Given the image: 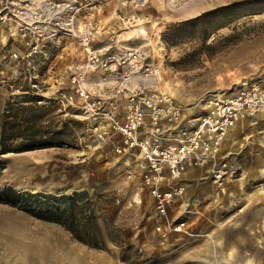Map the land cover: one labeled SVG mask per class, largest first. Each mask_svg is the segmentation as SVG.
I'll return each instance as SVG.
<instances>
[{"label":"rangeland","instance_id":"rangeland-1","mask_svg":"<svg viewBox=\"0 0 264 264\" xmlns=\"http://www.w3.org/2000/svg\"><path fill=\"white\" fill-rule=\"evenodd\" d=\"M31 1L64 20L72 19L76 34L48 42L44 50L50 61L37 54L27 63L21 57L26 53L22 39L0 27V136L8 104L20 103L41 110L44 117L37 126L63 131L64 143L21 152L4 153L0 148V189L85 192L95 202L101 225L107 221L122 229L123 238L121 243L107 238L103 248H95L57 223L0 204V264H264V110L240 118L216 156L204 165L186 168L179 180L184 192L163 216L143 183L142 154L116 152L118 136L97 138L89 127L93 119H87L89 114L78 102L61 103L57 98L60 88L69 86L73 66L84 57L78 30L93 22L91 45L102 54L122 55L141 48L144 58L139 66L158 67L153 90L170 95L182 107L178 127L189 133L216 100L253 85L264 89V0ZM232 3L258 10L213 21L207 53L188 56L202 40L200 27L182 28L176 39L164 34L170 26ZM55 29L56 19L48 26L50 32ZM16 51L19 58L12 56ZM64 64L70 66L63 68ZM49 65L64 70V79L47 80L43 75ZM93 73L89 81L96 79L105 98H110L106 100L123 115L127 98L117 92L122 70ZM140 74V70L133 74V84L139 83ZM33 95L40 100L30 101ZM221 160L230 173L219 183L212 169ZM128 168L135 172L131 179L126 176ZM198 168L199 175L193 173ZM166 223L184 225L163 234Z\"/></svg>","mask_w":264,"mask_h":264},{"label":"built area","instance_id":"built-area-1","mask_svg":"<svg viewBox=\"0 0 264 264\" xmlns=\"http://www.w3.org/2000/svg\"><path fill=\"white\" fill-rule=\"evenodd\" d=\"M56 19L59 29L48 30ZM72 19L64 20L49 12L43 5H36L31 0H0V27L9 28L10 36L18 35L26 48L21 56L27 63L40 54L45 61L51 55L44 50L48 42L59 35L74 33ZM15 30L12 31V27ZM96 25L85 23L80 44L84 48L83 59L76 63L69 74V86L60 88L58 100L78 106L91 116L89 127L97 138L119 137L116 152L125 154L138 150L145 162L142 175L144 185L154 198L157 211L166 215L171 203L181 196L184 186L180 183L181 175L188 166H202L219 152L228 131L240 118L254 115L264 110V89L253 85L237 95L215 101L213 109L201 118L196 128L187 133L179 129L182 107L173 98L153 90L159 75L158 67L151 63L141 64L144 58L141 48H131L122 55L102 54L91 45ZM76 34V32L74 33ZM54 44L51 45V48ZM19 58L20 52L12 53ZM121 69L118 93H122L128 102L127 109L120 115L113 102L107 101L105 93H97L90 87L89 76L97 70L115 72ZM141 71L139 83H134V73ZM107 99V100H106ZM109 104L111 107H107ZM168 127L167 130L165 128ZM166 131H170L166 135ZM94 134V135H95ZM215 182L222 183L230 173V166L223 160L212 169ZM135 175L133 168H128V179ZM184 223L174 225L166 223L163 234L169 230H182Z\"/></svg>","mask_w":264,"mask_h":264},{"label":"trees","instance_id":"trees-1","mask_svg":"<svg viewBox=\"0 0 264 264\" xmlns=\"http://www.w3.org/2000/svg\"><path fill=\"white\" fill-rule=\"evenodd\" d=\"M256 9L242 3L223 5L170 26L164 34L176 39L183 33L182 28L200 27L202 40L198 48L188 54V56H200L207 53L206 49L210 46L207 41L214 32V29L210 30L213 21H225L230 17H239ZM224 25L226 24H222ZM39 100L40 98L34 95L30 99L35 102ZM24 105L10 103L8 110L4 113L0 136V148L4 153L21 152L64 143L61 137L63 131H43L37 126L44 117L43 113L38 112L41 110ZM23 123H26V126H23ZM18 139L21 140L18 141ZM0 204L15 207L38 219L57 223L76 240L95 248H103L107 238L116 243L122 242V229L107 221L103 227L95 202L85 192L30 193L0 189Z\"/></svg>","mask_w":264,"mask_h":264},{"label":"crops","instance_id":"crops-1","mask_svg":"<svg viewBox=\"0 0 264 264\" xmlns=\"http://www.w3.org/2000/svg\"><path fill=\"white\" fill-rule=\"evenodd\" d=\"M0 32H1V28H0ZM1 34V33H0ZM3 34V33H2ZM1 34V35H2ZM72 64V63H71ZM66 66H70V64H64L62 67L63 68H65ZM62 69V68H61ZM66 70V69H65ZM64 70H59V68L55 65V67L53 66V65H49L48 66V69H47V71H46V73H44V75L43 76H46L47 77V80H49V79H51V78H53V77H56V80H62V79H64L63 77H62V72H63ZM93 74H96V73H93ZM92 80V79H91ZM53 84H54V82H53ZM98 82L96 81V79H95V81L94 82H90V87L94 90V91H96L97 93H102V92H104V90H103V87L101 86V87H99L98 86ZM188 173V172H187ZM186 173V174H187ZM193 173H195V174H197V175H199V174H201L202 173V169L201 168H198V170H196L195 172H193ZM189 175H191V172H189L188 173Z\"/></svg>","mask_w":264,"mask_h":264}]
</instances>
